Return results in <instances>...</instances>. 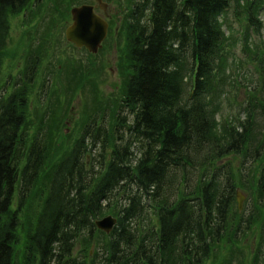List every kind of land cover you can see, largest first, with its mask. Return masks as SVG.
<instances>
[{
  "label": "trees",
  "instance_id": "obj_1",
  "mask_svg": "<svg viewBox=\"0 0 264 264\" xmlns=\"http://www.w3.org/2000/svg\"><path fill=\"white\" fill-rule=\"evenodd\" d=\"M31 1L0 0V72L9 18ZM131 1L130 72L119 108L83 125L55 163H49L47 131L31 142L24 131L38 58L11 94L6 86L0 90V264H203L231 227L229 242L243 221L248 229L261 217L260 206L249 215L235 208L231 172L209 173L207 166L232 154L244 161L250 156L252 114L264 113V93L254 103L249 92L241 122H219L217 114L230 56L225 16L233 8L245 17L246 31H260L262 0ZM191 175L198 178L194 186ZM258 175L253 182L261 205L264 165ZM35 192L39 210L23 221ZM116 199L124 200L117 212ZM108 211L117 224L106 234L96 221Z\"/></svg>",
  "mask_w": 264,
  "mask_h": 264
},
{
  "label": "rangeland",
  "instance_id": "obj_2",
  "mask_svg": "<svg viewBox=\"0 0 264 264\" xmlns=\"http://www.w3.org/2000/svg\"><path fill=\"white\" fill-rule=\"evenodd\" d=\"M104 2L109 5L106 13L97 6L96 0H32L21 13L9 18L10 30L2 56L0 90L6 86L7 94H11L13 83L22 80L24 71L34 60L32 57L38 58L34 82L28 87L24 131L29 142L47 131L51 165L70 149L89 120L101 119L106 112L110 115L117 112L119 98L125 90L130 72L127 13L133 1ZM241 3L243 5L244 2ZM81 4L95 5L97 13L104 17L106 15L109 22L107 37L96 54L76 48L65 39V30L72 23L71 10ZM256 14L262 24L260 31L252 28L246 31L245 17L236 16L233 8L227 16L224 15L228 26L225 28L229 31H226L229 42L225 50L230 56L224 69L227 82L220 98L219 122L225 118L230 121L237 119L238 122L245 120L247 113L242 107L248 104L250 91L254 103L257 98L262 99L264 5ZM189 91L188 87L186 93ZM252 120L251 145L246 148L250 155L248 160L244 161L242 154H232L215 162L213 167L207 166V169L211 173L224 167L220 170L221 175L231 172L237 184V195L242 197L240 212L249 215L252 207L257 205L260 206L261 217L253 221L248 229L245 228L246 221H243L236 238L229 242L226 238L233 236L231 227L226 237L212 246L210 257L203 264H264V203L260 205L253 182L254 176L259 177L258 170L264 165V113L258 109L252 114ZM109 124L111 122L107 115L105 125ZM254 148L260 153L255 154H259L256 161H252L251 156ZM133 150L137 155V147ZM191 176L189 185L194 186L198 178ZM43 177L40 183L44 184L45 175ZM253 188L255 199L251 201L249 193ZM122 205L124 200L116 199L111 206L117 212ZM238 206L236 201L235 208ZM27 210V218L23 221H32L39 210L38 192L33 193L31 206ZM106 215L111 214L108 211ZM23 242L24 236L21 235V244ZM93 253L94 247L91 250Z\"/></svg>",
  "mask_w": 264,
  "mask_h": 264
},
{
  "label": "water",
  "instance_id": "obj_3",
  "mask_svg": "<svg viewBox=\"0 0 264 264\" xmlns=\"http://www.w3.org/2000/svg\"><path fill=\"white\" fill-rule=\"evenodd\" d=\"M100 8L106 10L107 4L103 0H96ZM72 24L65 31L66 39L77 47H84L92 53H96L101 47L108 31V23L95 12V6L84 4L71 10ZM238 194L239 208L242 197ZM116 219L107 216L98 220L96 225L106 232H110Z\"/></svg>",
  "mask_w": 264,
  "mask_h": 264
}]
</instances>
